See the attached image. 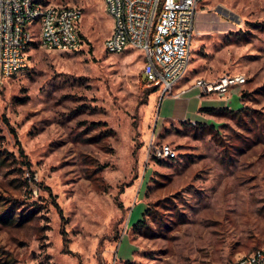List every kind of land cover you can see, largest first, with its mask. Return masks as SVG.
<instances>
[{
    "label": "rangeland",
    "instance_id": "374dc122",
    "mask_svg": "<svg viewBox=\"0 0 264 264\" xmlns=\"http://www.w3.org/2000/svg\"><path fill=\"white\" fill-rule=\"evenodd\" d=\"M45 2L82 7V45L35 39L0 87V264H232L263 249L264 0L198 1L178 86L246 77L199 123L175 120L185 96H146L139 51H104L103 0ZM152 138L177 157L146 165Z\"/></svg>",
    "mask_w": 264,
    "mask_h": 264
},
{
    "label": "built area",
    "instance_id": "2783aa9c",
    "mask_svg": "<svg viewBox=\"0 0 264 264\" xmlns=\"http://www.w3.org/2000/svg\"><path fill=\"white\" fill-rule=\"evenodd\" d=\"M199 0H103L111 18L103 49L109 54L128 49L143 56L140 78L146 88H155L160 98L180 96L177 91L190 64ZM83 9L56 5L45 0H0V87L28 64V51L38 44L50 50L74 51L82 45L79 31ZM37 37V38H35ZM242 74L214 80L196 78L201 96L228 99L233 88L245 84ZM177 151L152 138L146 150V165L152 160H173ZM146 167V166H145ZM145 169V168H144ZM232 264H264V248Z\"/></svg>",
    "mask_w": 264,
    "mask_h": 264
},
{
    "label": "crops",
    "instance_id": "0c3cea01",
    "mask_svg": "<svg viewBox=\"0 0 264 264\" xmlns=\"http://www.w3.org/2000/svg\"><path fill=\"white\" fill-rule=\"evenodd\" d=\"M224 12V11H223ZM225 13V12H224ZM226 14V13H225ZM200 13L197 14L198 16V20H197V23H196V20H195V28H196V25L198 26V28H196V32L201 35L202 34V31H201V27H202V24H203V21L202 19L200 18ZM228 15V14H226ZM229 17V15H228ZM212 23V19H207V24L208 23ZM189 68L190 66H188V69H187V72L189 71ZM182 89H185L184 86H178L177 87V91H180ZM152 94H155L152 93ZM152 94L149 95L152 96ZM183 96H185V104H186V107H185V116H183L180 119H175L177 121H191V122H207L209 120V114L208 113H205L203 111H201V109L203 108H219V107H213L211 106V104H207L208 102H214V101H225L226 103L228 102L229 100V97L228 99L226 100H223V99H216V98H209V97H204V96H201L200 93H199V90L195 87H191L189 89H187L184 93H182L180 96H166V97H163L162 99H164V103L165 102H170L168 101L170 98H174V99H180L182 98ZM166 98H169V99H166ZM153 100H155L153 98ZM155 103V101H153ZM209 105V106H208ZM221 107H228L230 108L229 106H221ZM231 110H236V109H232L230 108ZM171 108H168V105L166 107V110L165 111H170ZM218 110V109H217ZM193 113V115H195L197 118H202L203 117V121H198L197 119L193 118V117H190L189 115ZM168 119H171V120H174V118H168Z\"/></svg>",
    "mask_w": 264,
    "mask_h": 264
},
{
    "label": "trees",
    "instance_id": "16d2710c",
    "mask_svg": "<svg viewBox=\"0 0 264 264\" xmlns=\"http://www.w3.org/2000/svg\"><path fill=\"white\" fill-rule=\"evenodd\" d=\"M156 92V89L155 88H152V89H147L146 91V96H149L150 94ZM201 111L205 112V113H208V114H214L217 109H214V108H203L201 109Z\"/></svg>",
    "mask_w": 264,
    "mask_h": 264
},
{
    "label": "bare ground",
    "instance_id": "6f19581e",
    "mask_svg": "<svg viewBox=\"0 0 264 264\" xmlns=\"http://www.w3.org/2000/svg\"><path fill=\"white\" fill-rule=\"evenodd\" d=\"M223 11H224L226 14H228L229 17H230L231 19H233V20H235V21H238V20H239L233 12H231V11H227V10H225V9H223ZM226 14H225V15H226Z\"/></svg>",
    "mask_w": 264,
    "mask_h": 264
}]
</instances>
